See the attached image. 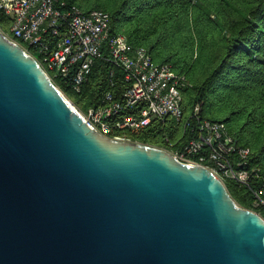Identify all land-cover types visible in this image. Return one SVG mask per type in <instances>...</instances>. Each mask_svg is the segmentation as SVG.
<instances>
[{
	"label": "water",
	"instance_id": "obj_1",
	"mask_svg": "<svg viewBox=\"0 0 264 264\" xmlns=\"http://www.w3.org/2000/svg\"><path fill=\"white\" fill-rule=\"evenodd\" d=\"M0 264H264V217L205 165L92 129L0 27Z\"/></svg>",
	"mask_w": 264,
	"mask_h": 264
},
{
	"label": "trees",
	"instance_id": "obj_2",
	"mask_svg": "<svg viewBox=\"0 0 264 264\" xmlns=\"http://www.w3.org/2000/svg\"><path fill=\"white\" fill-rule=\"evenodd\" d=\"M84 11L111 14L112 33L144 46L158 63L185 75L184 119L200 105L203 119L222 121L238 142L252 150L249 168L264 169V0H67ZM12 18L0 9V27ZM115 69L112 78L110 72ZM56 84L82 110L100 106L107 92L117 99L130 87L122 69L99 59L78 92L68 78ZM140 108L129 112L137 113ZM133 141L167 150L187 139L184 122L154 118L139 132H123ZM226 184L243 207L256 209L252 186L234 179Z\"/></svg>",
	"mask_w": 264,
	"mask_h": 264
},
{
	"label": "built area",
	"instance_id": "obj_3",
	"mask_svg": "<svg viewBox=\"0 0 264 264\" xmlns=\"http://www.w3.org/2000/svg\"><path fill=\"white\" fill-rule=\"evenodd\" d=\"M0 9L12 18L10 30L2 29L4 33L33 55L55 84L65 77L81 92L99 59L123 70L130 87L120 99L107 92L100 106L84 111L68 97L92 129L132 140L123 132H139L154 118L183 121L187 139L182 147L169 151L185 163L205 165L225 182L257 184L252 186L258 209L254 210L264 217V169L248 167L251 148L241 145L225 122L203 119L200 105L193 118L184 119L186 76L171 64L156 62L146 47L131 44L127 35L113 34L108 11L86 12L67 0H0ZM115 75L112 69L110 76ZM134 108L139 112H129Z\"/></svg>",
	"mask_w": 264,
	"mask_h": 264
}]
</instances>
